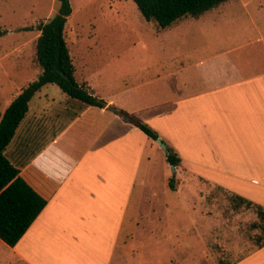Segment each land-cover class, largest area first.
Listing matches in <instances>:
<instances>
[{
    "label": "crops",
    "instance_id": "1",
    "mask_svg": "<svg viewBox=\"0 0 264 264\" xmlns=\"http://www.w3.org/2000/svg\"><path fill=\"white\" fill-rule=\"evenodd\" d=\"M193 24L216 34L210 53L115 90L99 81L109 62L105 54L88 46L80 51L84 38H66L68 47L78 49H69L75 80L106 105L82 107L54 83L30 99L14 136L25 119L62 122L36 146L32 137L23 150L21 141L11 147L13 136L6 148L19 175L46 204L15 245L0 239V264H193V242H178L176 233L172 241L171 230L144 225L154 209L146 208L140 187L157 161L169 165L165 152L109 107L153 128L179 155L174 170L221 187L264 224L256 212H264V0H225L159 30L185 40ZM173 50L175 58L183 55ZM17 51L16 45L0 54L1 113L42 71L36 58L35 75L3 66ZM219 247L225 258L217 264H264L263 240L252 244L241 237Z\"/></svg>",
    "mask_w": 264,
    "mask_h": 264
},
{
    "label": "rangeland",
    "instance_id": "2",
    "mask_svg": "<svg viewBox=\"0 0 264 264\" xmlns=\"http://www.w3.org/2000/svg\"><path fill=\"white\" fill-rule=\"evenodd\" d=\"M69 2L72 11L66 21L65 37L68 40L84 38L78 46L80 51L88 46L90 51L105 54L109 62L101 68L99 81L103 80L102 85L113 90L122 83L176 69L180 62L189 58L203 57L210 53L217 41L214 32L203 31L199 24L190 27L185 40H177L165 30H159L154 21L145 20L133 0ZM57 7L56 0H0V26L6 31L0 39V54L16 45L15 56L23 54V58L14 56L3 60V66H11L17 74L35 75L39 68L35 60L37 25L52 17ZM232 30L229 27L227 32ZM173 48L182 49L183 55L175 58L177 53ZM69 49L73 53L78 50L70 43ZM61 122L62 119L56 117L34 122L25 119L11 147L21 141L23 150L32 137L33 146H36L45 141ZM162 150L165 152V148ZM186 173L179 167L174 170L170 164L159 161L145 173V185L140 190L146 197V208L154 209L151 215L146 214L145 226L171 230L172 241L176 239V233L178 242H193L196 248L193 264H217L218 258H225L224 252L219 250L225 240L230 244L241 237L252 244L264 241V224L258 223L253 208L238 204L229 192L200 176L191 178ZM170 177L174 178L175 189L168 186ZM255 223L257 228L253 226Z\"/></svg>",
    "mask_w": 264,
    "mask_h": 264
},
{
    "label": "trees",
    "instance_id": "3",
    "mask_svg": "<svg viewBox=\"0 0 264 264\" xmlns=\"http://www.w3.org/2000/svg\"><path fill=\"white\" fill-rule=\"evenodd\" d=\"M56 1L57 12L47 21L37 25L39 34L35 40V58L42 68L41 73L17 94L2 113L0 112V239L9 246L17 243L46 204V199L19 175V167L14 165L6 154V148L28 110L30 99L44 84L54 83L69 98L77 100L82 107L106 105L104 100L94 96L75 80V69L65 37L66 21L72 9L69 0ZM133 1L145 20L154 21L158 27L165 28L180 18L197 17L225 0ZM5 32L0 26V35ZM109 109L153 140L159 137L153 128L126 110L114 107ZM165 158L173 167L180 162L177 152L167 145ZM168 186L175 189L173 177L168 179ZM239 199L246 207L251 205L249 201ZM256 212L264 220V212L259 207L256 208Z\"/></svg>",
    "mask_w": 264,
    "mask_h": 264
},
{
    "label": "water",
    "instance_id": "4",
    "mask_svg": "<svg viewBox=\"0 0 264 264\" xmlns=\"http://www.w3.org/2000/svg\"><path fill=\"white\" fill-rule=\"evenodd\" d=\"M156 141L162 148H166L165 144L163 143V141L160 138H157ZM171 167L174 169L173 166H171Z\"/></svg>",
    "mask_w": 264,
    "mask_h": 264
}]
</instances>
